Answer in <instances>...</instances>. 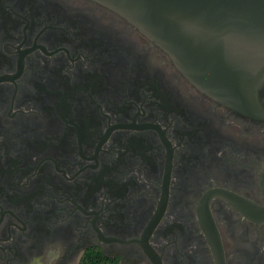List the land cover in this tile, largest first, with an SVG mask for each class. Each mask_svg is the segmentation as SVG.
Segmentation results:
<instances>
[{
	"label": "flooded vegetation",
	"instance_id": "obj_1",
	"mask_svg": "<svg viewBox=\"0 0 264 264\" xmlns=\"http://www.w3.org/2000/svg\"><path fill=\"white\" fill-rule=\"evenodd\" d=\"M53 236L91 264H264V120L95 0H0V264Z\"/></svg>",
	"mask_w": 264,
	"mask_h": 264
},
{
	"label": "water",
	"instance_id": "obj_2",
	"mask_svg": "<svg viewBox=\"0 0 264 264\" xmlns=\"http://www.w3.org/2000/svg\"><path fill=\"white\" fill-rule=\"evenodd\" d=\"M95 1L138 27L201 90L264 120V0Z\"/></svg>",
	"mask_w": 264,
	"mask_h": 264
},
{
	"label": "clouds",
	"instance_id": "obj_3",
	"mask_svg": "<svg viewBox=\"0 0 264 264\" xmlns=\"http://www.w3.org/2000/svg\"><path fill=\"white\" fill-rule=\"evenodd\" d=\"M23 264H82V252H69L68 244L58 237L46 238L41 241L38 251H29L24 246Z\"/></svg>",
	"mask_w": 264,
	"mask_h": 264
},
{
	"label": "trees",
	"instance_id": "obj_4",
	"mask_svg": "<svg viewBox=\"0 0 264 264\" xmlns=\"http://www.w3.org/2000/svg\"><path fill=\"white\" fill-rule=\"evenodd\" d=\"M98 257H100V255L98 254ZM82 264H91L90 262H82ZM97 264H110V263H106V262H98Z\"/></svg>",
	"mask_w": 264,
	"mask_h": 264
}]
</instances>
